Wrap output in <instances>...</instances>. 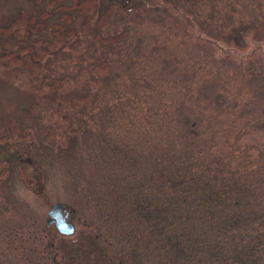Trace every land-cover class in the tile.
Wrapping results in <instances>:
<instances>
[{
    "label": "rangeland",
    "instance_id": "obj_1",
    "mask_svg": "<svg viewBox=\"0 0 264 264\" xmlns=\"http://www.w3.org/2000/svg\"><path fill=\"white\" fill-rule=\"evenodd\" d=\"M33 1L0 0V26L24 11L36 16L43 27L24 45L39 52L53 25L76 14L64 8L71 0ZM96 4L89 31L70 23L74 34L43 57L36 75L11 64L41 96L88 95L69 122L58 128L43 121L32 110L33 94L0 76V264H54L44 258L48 245L73 257L93 233L119 250L122 240L108 222L120 211L114 199L131 192L135 179L161 172V162L184 147L243 180L255 176L251 199L264 217V0ZM105 13L100 34H122L118 43L94 38ZM18 47L12 40L11 49ZM62 77L63 87L46 86ZM55 203L68 207L73 234L47 225ZM251 227L264 241V218Z\"/></svg>",
    "mask_w": 264,
    "mask_h": 264
},
{
    "label": "trees",
    "instance_id": "obj_2",
    "mask_svg": "<svg viewBox=\"0 0 264 264\" xmlns=\"http://www.w3.org/2000/svg\"><path fill=\"white\" fill-rule=\"evenodd\" d=\"M71 1L64 8L76 16L69 14L64 23H55L52 39L40 46L39 52L32 45H24L32 32L43 27L36 16L24 11L9 25L0 26V76L27 88L33 94L32 110H38L43 121L52 122L58 128L62 122L70 121L71 112L88 95L41 96L40 88L30 79L21 78L11 64L23 65L36 75L42 68L43 57L74 34L70 23H81L84 33L89 29L97 9L96 0ZM33 2L37 7L42 0ZM53 14V11L45 12L41 17L46 19ZM108 18V13L101 15L93 32L98 42L111 45L123 36H101ZM12 40L20 48L12 50ZM255 55H250L248 60ZM67 79L55 78L46 86L61 88ZM197 154L193 146L179 148L171 155L173 159L165 158L166 162H161V172L135 179L131 192L114 199L120 211H111L108 222L116 237L122 240L119 250L111 251L93 233L89 239L92 245L76 251L73 257L50 244L44 258L54 264L72 261V264H124L117 261L118 255L128 264H260L264 241L258 232H249L253 231L251 226L256 218L262 221L264 218L255 207L258 202L254 204L251 199L257 184L255 176L243 180L236 169L228 171L225 163H213L204 154ZM243 226H248L249 231L242 229Z\"/></svg>",
    "mask_w": 264,
    "mask_h": 264
},
{
    "label": "water",
    "instance_id": "obj_3",
    "mask_svg": "<svg viewBox=\"0 0 264 264\" xmlns=\"http://www.w3.org/2000/svg\"><path fill=\"white\" fill-rule=\"evenodd\" d=\"M46 223L49 226L54 224L56 230L62 235L69 236L74 232V225L68 221V207L62 203H55L50 206Z\"/></svg>",
    "mask_w": 264,
    "mask_h": 264
},
{
    "label": "flooded vegetation",
    "instance_id": "obj_4",
    "mask_svg": "<svg viewBox=\"0 0 264 264\" xmlns=\"http://www.w3.org/2000/svg\"><path fill=\"white\" fill-rule=\"evenodd\" d=\"M69 215H70V213H69ZM69 218H70V216H69Z\"/></svg>",
    "mask_w": 264,
    "mask_h": 264
}]
</instances>
